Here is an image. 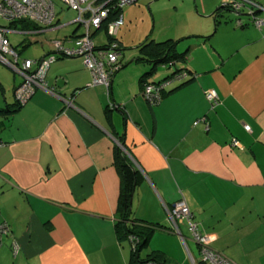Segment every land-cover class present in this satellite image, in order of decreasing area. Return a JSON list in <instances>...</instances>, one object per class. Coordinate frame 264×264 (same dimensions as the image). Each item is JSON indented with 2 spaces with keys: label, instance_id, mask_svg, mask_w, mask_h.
<instances>
[{
  "label": "crops",
  "instance_id": "crops-1",
  "mask_svg": "<svg viewBox=\"0 0 264 264\" xmlns=\"http://www.w3.org/2000/svg\"><path fill=\"white\" fill-rule=\"evenodd\" d=\"M226 2L193 0L196 12L191 5L173 38L211 37L184 42L195 78L152 110L140 95L145 66L137 57L114 76L112 105L102 88L87 87L90 75L75 58L50 66L45 81L53 93L36 88L23 106L8 111L21 81L12 70L7 76L0 62V109L6 110L0 111V224L10 229L1 237L0 264H129V244L114 230L120 177L113 131L123 136L142 176L133 217L159 227L141 259L155 252L165 264H192L187 241L198 257L196 244L167 221L168 208L183 198L215 250L236 264H264V14L257 15L259 28L249 22L235 28L234 16L222 15L215 26L213 12ZM60 14L56 30L13 34L22 38L12 46L22 54L38 43L37 60L51 54L53 40H67L77 29L72 20L61 23ZM208 89L221 99L210 111ZM59 96L73 97L72 105Z\"/></svg>",
  "mask_w": 264,
  "mask_h": 264
},
{
  "label": "built area",
  "instance_id": "built-area-1",
  "mask_svg": "<svg viewBox=\"0 0 264 264\" xmlns=\"http://www.w3.org/2000/svg\"><path fill=\"white\" fill-rule=\"evenodd\" d=\"M71 10L76 11V17L70 23L83 29V34L77 35L73 47H65L64 41L55 39L52 41V53L40 62L39 60H21L18 50L9 41V35L23 34L29 37L39 35L43 31L57 29L58 15L55 12L52 0H0V20L6 22L26 21L37 26L31 31L11 30L0 26V62L7 65L12 71L23 78L22 83L15 88L14 98L20 106L24 105L32 96L36 88L51 92L45 82V75L49 66L57 57L79 58L83 60L84 67L91 74L89 86H104L110 88L113 74L120 69L118 57L119 47L113 37L123 24L120 11L136 0H61ZM248 6L256 7L255 4L247 2ZM254 10V9H252ZM251 10V11H252ZM238 24V22H237ZM263 24L262 20L255 21L256 27ZM105 29L109 42L104 49H96L92 38L97 31ZM36 66L32 71L31 68ZM155 89L146 86L144 97L156 99V94H151ZM206 99L214 107L217 105L218 95L213 89L205 91ZM204 121V119H203ZM249 130V127H245ZM233 141V145H237ZM168 220L175 234L180 235V225L187 222V231L190 239L198 246V261L205 264H234L226 257L214 252L208 246L209 239L197 232L195 224L191 222L190 212L183 200H179L167 211ZM1 229V228H0ZM5 233L0 230V234ZM18 247L14 243L13 251L17 253ZM140 264H151L150 261ZM192 264L195 261L192 259Z\"/></svg>",
  "mask_w": 264,
  "mask_h": 264
},
{
  "label": "trees",
  "instance_id": "trees-1",
  "mask_svg": "<svg viewBox=\"0 0 264 264\" xmlns=\"http://www.w3.org/2000/svg\"><path fill=\"white\" fill-rule=\"evenodd\" d=\"M59 1L68 10H70L71 12H74L75 17H76V11L71 10L61 0H59ZM247 2H251L255 5H259L256 2H254L253 0H227V2L223 4V6L217 8L213 12V17L215 19V26L218 23V18L221 17L220 15L222 14V12L231 13V15L234 16L235 19L234 20L232 19L231 23L235 28H243L248 22L251 25L252 24L255 25V21L259 20L257 18V15H255L254 17L246 18L244 16L238 17L235 14L236 12L248 13L252 9H255L252 6H248ZM135 3H137V0ZM135 3L124 7L120 11L119 14L122 15V18H123V10L125 8H128L132 5H134ZM259 6H261V5H259ZM54 9H55L56 13L61 12V11H57L55 5H54ZM226 18H229V16ZM1 21H3V20H1ZM4 22H6V21H4ZM237 22H238V24H237ZM6 23H7L8 28L11 30L14 29V30H19V31H31V30L37 28V26H35L34 24L26 22V21H14V22H10V23L6 22ZM123 24H124V21H123ZM123 24H122V26H123ZM2 27H4V26H2ZM75 28H77V29L74 30V33L71 34V37H69L67 40H64L63 43H64L65 47H73L74 46L73 39L75 41L76 36L78 34L79 35L83 34V32H84L83 29H81L80 27H76V26H75ZM257 28H259V27H257ZM119 29H118V31H119ZM103 31H105V29H103ZM118 31H117L116 35L113 37V39L119 47L120 56L118 57V64H120V69H118L113 74V77L111 79V84H112V80H113L114 76L121 69H123L129 65L128 63H123V61H122V58H123L122 56L124 54V51H126V49L124 50L125 46L123 45L122 42H120V39L118 38ZM105 33H106V31H105ZM97 34L98 33H94L93 38H92L94 47L96 49H104L108 45V42L110 41L108 38V35L106 33L107 40L96 41L95 36ZM191 37L192 38H199L202 40H207L211 36L209 35V36L205 37V36L199 35V36H189V38L183 37L181 39L180 38L174 39L173 37L170 36L165 41H160V42L154 41L150 37H147L145 40L140 42L135 47L136 51L138 52V57L135 59V63L144 64V66H145L144 71L140 74V77H139V83L141 86L140 95L150 110L154 109L160 103L162 98H164L167 94H170L171 92H173L177 88H179V87L189 83L190 81L194 80L195 74L188 69V63H187L188 52L190 50V46H188V43L184 44V42H188V40ZM9 41H10V39H9ZM122 49H123V51H122ZM49 55L50 54H48L46 56V58ZM59 59H75V58L57 57V58H55V61H57ZM25 60H30V59H25ZM31 60L37 61V59H31ZM80 60H82V59H80ZM81 62H83V60ZM132 62H134V61H132ZM50 66H49V68H50ZM160 67L167 70V73L164 72L163 70L159 71ZM35 68H36V66H33V68H31L30 71L34 70ZM49 68H48V70H49ZM169 70H170V73L168 72ZM86 71L90 75V82H89V84H90L91 83V74L87 69H86ZM15 74H17V73H15ZM22 81H23V78H21V83H22ZM89 84L87 85V87H89V88H102L104 90L105 95H106L108 104L111 103L110 102L111 84H110L109 89H106L104 86H89ZM146 86H150L151 89H155L154 91H152L151 94L152 95L156 94L158 96L156 99L149 100V98L147 99L144 97V89ZM208 90H210V89H208ZM204 97H205V92H204ZM205 99H206V97H205ZM206 101L208 103V110L209 111L214 110L215 108H217L218 106L221 105V99H220L219 95H218V100H217L218 104L215 105L214 107L212 106V104L207 99H206ZM110 105H112V103ZM21 106H23V105H21ZM21 106L15 102V104L10 105V106H5L4 108H6V110L8 111L11 108L17 109V108H20ZM108 107L105 109L106 114L111 112L110 110H108ZM114 109H120V107L117 106V108H114ZM4 110L5 109H3V110L0 109V111H4ZM108 120H109V118H108ZM194 123L196 124L197 122H194ZM202 123L207 125L208 124L207 118H204V121L202 119ZM246 131H248V130H246ZM111 133H112V137H113L114 143H115L114 160H113L114 162L113 163H114L115 169H116V171L120 177V194H119V199H118V203H117V210H116L117 220L114 224V230H115L116 236H117L119 241H122V242L127 241L129 244L130 256H131L129 264H140V263H144V262H148V261H150L151 264H165V262L163 261V258L161 256L157 255L155 252L149 253L147 255V257H145L144 259H141L142 258L141 253L143 251H145V249L148 246V243H149V240H150L152 234L159 227H158V225L143 224L140 220L135 219L133 217V211H132V205L133 204H132V202L130 203V201L133 199L135 189L142 182V176L140 175L139 171L135 168L134 162L130 159V156L128 155V151H127L126 146L124 144L125 142H124L123 136H119V134L115 133V131H113ZM233 140L237 142V139H233ZM180 200L184 201L183 198H181ZM185 204H186V202H185ZM186 206H187V204H186ZM187 208H188L190 215H191V222H192V224H195L197 232L200 233V235L205 236L209 239V242H208L209 248L211 250H213L214 252L219 253L222 256L226 257L222 252H219L212 247V245L210 244V237L208 236V234H206L204 232L201 224L196 220V218L194 217V214L190 211L188 206H187ZM167 221H168V219H167ZM181 226L184 227L188 237L190 238V234L187 231V222H184L182 225H180V227ZM0 228L3 232H5V233L0 234V245H1V237L10 235V229L8 228L6 223H1ZM180 234L182 235L181 230H180ZM14 243L17 245V242H14ZM196 249H197V252H199L197 245H196ZM226 258L229 261L233 262L228 257H226ZM195 264H204V263H201L197 259ZM234 264H236V263H234Z\"/></svg>",
  "mask_w": 264,
  "mask_h": 264
},
{
  "label": "rangeland",
  "instance_id": "rangeland-1",
  "mask_svg": "<svg viewBox=\"0 0 264 264\" xmlns=\"http://www.w3.org/2000/svg\"><path fill=\"white\" fill-rule=\"evenodd\" d=\"M54 5L56 6L57 11L63 9L60 14V22L65 24L75 18V13L68 10L64 5L60 3L59 0H52ZM193 5V0H137V3L130 6L129 8H125L123 10V16L125 19V26L121 28L118 34V38L121 40L123 45L126 48L124 51V57L126 63L132 60V57H138V52L135 47L145 40L147 37H150L154 41L160 42L165 41L168 37H177V30L181 28L184 29L185 23L188 21V13L190 6ZM193 11L194 5H193ZM199 14V12H198ZM201 14V12H200ZM264 12L261 14L263 15ZM202 15V14H201ZM222 17L233 16L231 13L222 12ZM221 18V19H223ZM0 25L7 27V23L0 20ZM183 27V28H182ZM73 26L69 28L62 29L60 32H57V37L61 38L67 34L68 30H72ZM80 32V31H79ZM99 36V37H98ZM11 44H15L18 42L21 37L15 35H9ZM26 37V36H24ZM107 39L105 31L101 29L98 31V35L96 36V41ZM64 41V40H62ZM14 47V46H13ZM17 49V48H15ZM18 50V49H17ZM40 53V45L38 43L31 44L26 48L22 54L19 55L20 62L25 59H35ZM128 57H131L128 59ZM2 66V65H0ZM3 68L4 67H0ZM163 70L167 73V70L162 67L159 68V71ZM4 69L5 74L12 78V71ZM170 73V70L168 71ZM21 76L16 75V83H20ZM21 84V83H20ZM19 84V85H20ZM18 85V86H19ZM17 86V87H18ZM10 92L12 95V90L9 89L6 92ZM178 202V201H177ZM175 204V203H174ZM182 235L188 238L186 230L184 227H180ZM184 245L185 241L183 239ZM182 246V252L185 257H188V253L185 248ZM190 252V255L196 261L198 257L194 254L193 248L195 247L190 241H187L186 245ZM145 256V251L141 253V257ZM189 258V257H188ZM203 263V262H202ZM205 264V263H204Z\"/></svg>",
  "mask_w": 264,
  "mask_h": 264
},
{
  "label": "water",
  "instance_id": "water-1",
  "mask_svg": "<svg viewBox=\"0 0 264 264\" xmlns=\"http://www.w3.org/2000/svg\"><path fill=\"white\" fill-rule=\"evenodd\" d=\"M255 9L254 10H252V11H250V12H248V13H240V12H236L235 14H236V16H244V17H246V18H249V17H254L255 15H258V14H261V13H263L264 12V6H259V5H256V7H254ZM46 58V56L45 57H43V58H41V59H39V61L40 62H42V61H44V59ZM131 63V62H130ZM4 65V64H3ZM4 66H6L7 68H9L7 65H4ZM10 69V68H9ZM13 93H14V91H13ZM59 98H60V100H62L64 103H65V105H67V106H71L72 105V98L73 97H68V98H66V97H60L59 96ZM132 202V200L130 201V203Z\"/></svg>",
  "mask_w": 264,
  "mask_h": 264
},
{
  "label": "clouds",
  "instance_id": "clouds-1",
  "mask_svg": "<svg viewBox=\"0 0 264 264\" xmlns=\"http://www.w3.org/2000/svg\"><path fill=\"white\" fill-rule=\"evenodd\" d=\"M75 26V25H74ZM100 31V30H99ZM96 33H98V31L96 32ZM19 53V52H18ZM19 55H20V53H19ZM15 90V89H14ZM51 90V89H50ZM51 92L53 93V90H51ZM13 95H14V93H13ZM178 236H181L182 238H183V236L180 234V235H178ZM193 259V258H192ZM194 260V259H193ZM195 261V260H194ZM197 261V260H196ZM195 261V262H196Z\"/></svg>",
  "mask_w": 264,
  "mask_h": 264
},
{
  "label": "bare ground",
  "instance_id": "bare-ground-1",
  "mask_svg": "<svg viewBox=\"0 0 264 264\" xmlns=\"http://www.w3.org/2000/svg\"><path fill=\"white\" fill-rule=\"evenodd\" d=\"M1 230V229H0ZM5 230V229H4ZM8 233V232H7Z\"/></svg>",
  "mask_w": 264,
  "mask_h": 264
}]
</instances>
